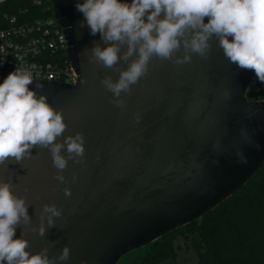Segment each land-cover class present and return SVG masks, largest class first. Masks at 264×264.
<instances>
[{
	"label": "water",
	"instance_id": "1",
	"mask_svg": "<svg viewBox=\"0 0 264 264\" xmlns=\"http://www.w3.org/2000/svg\"><path fill=\"white\" fill-rule=\"evenodd\" d=\"M50 2L77 80H34L28 87L62 110L65 136L84 135L83 163L68 161L61 183L54 178L50 152L34 148L33 158L0 165V179L11 180L14 191L27 196L32 225L24 232L30 252L48 247L55 257L68 245L67 264H117L209 213L258 173L264 164V98L255 94L249 100L254 71L229 63L213 38L207 58L192 54L183 65L151 60L148 73L122 94L124 108H118L100 83L118 73L81 54L100 42L99 34L79 27L84 18L77 0ZM135 114L141 115L139 123ZM45 203L61 208L62 215L40 237L31 227H38ZM21 232L17 228L16 236Z\"/></svg>",
	"mask_w": 264,
	"mask_h": 264
},
{
	"label": "clouds",
	"instance_id": "2",
	"mask_svg": "<svg viewBox=\"0 0 264 264\" xmlns=\"http://www.w3.org/2000/svg\"><path fill=\"white\" fill-rule=\"evenodd\" d=\"M75 7L84 18L79 27L87 26L90 35L100 36V42L81 54L89 53L90 62L118 73L115 80L105 76L100 81L118 108H124L122 94L130 93L132 85L148 73L151 60L183 65L191 62L192 54L207 58L213 38L229 63L253 70L264 83V0H77ZM181 50L183 55L178 54ZM121 63L127 67H120ZM35 67L16 68L0 83V165L10 159L20 163L33 158L34 148L47 149L57 169L54 178L64 183L68 161L83 163L85 137L80 132L65 136L62 110L49 104L46 94L38 96L29 89ZM35 88L42 90L43 85L36 83ZM134 118L139 123L141 115ZM238 156L240 162H246L241 153ZM15 188L11 180L0 179V264H67L68 245L55 257L49 256L48 247L28 250L30 242L24 229L32 225L30 204ZM63 191L65 196L71 195L70 188ZM61 215V208L45 203L38 227L31 230L45 237L46 230L55 226L54 218ZM17 228H22L19 237Z\"/></svg>",
	"mask_w": 264,
	"mask_h": 264
},
{
	"label": "trees",
	"instance_id": "3",
	"mask_svg": "<svg viewBox=\"0 0 264 264\" xmlns=\"http://www.w3.org/2000/svg\"><path fill=\"white\" fill-rule=\"evenodd\" d=\"M12 16L31 22L54 15L50 0H0V24ZM263 85L254 75L248 95L254 97ZM179 237L196 253V264H264V164L212 211L129 252L117 264H184L178 261Z\"/></svg>",
	"mask_w": 264,
	"mask_h": 264
},
{
	"label": "built area",
	"instance_id": "4",
	"mask_svg": "<svg viewBox=\"0 0 264 264\" xmlns=\"http://www.w3.org/2000/svg\"><path fill=\"white\" fill-rule=\"evenodd\" d=\"M67 47L63 29L54 16L31 22L7 17L0 24V79L16 68L35 65L33 80L74 83L77 74Z\"/></svg>",
	"mask_w": 264,
	"mask_h": 264
},
{
	"label": "rangeland",
	"instance_id": "5",
	"mask_svg": "<svg viewBox=\"0 0 264 264\" xmlns=\"http://www.w3.org/2000/svg\"><path fill=\"white\" fill-rule=\"evenodd\" d=\"M252 94V92H251ZM259 98L264 97V85L262 86L259 93H255ZM248 98H254L252 95H247ZM255 96V95H254ZM177 246L179 251L178 261L184 264H196L197 263V256L196 253L186 244L184 240L179 237L177 238Z\"/></svg>",
	"mask_w": 264,
	"mask_h": 264
},
{
	"label": "flooded vegetation",
	"instance_id": "6",
	"mask_svg": "<svg viewBox=\"0 0 264 264\" xmlns=\"http://www.w3.org/2000/svg\"><path fill=\"white\" fill-rule=\"evenodd\" d=\"M254 98H250L249 100H253Z\"/></svg>",
	"mask_w": 264,
	"mask_h": 264
}]
</instances>
